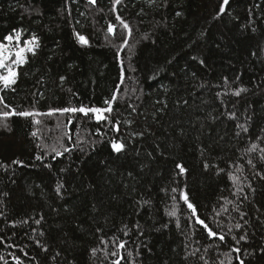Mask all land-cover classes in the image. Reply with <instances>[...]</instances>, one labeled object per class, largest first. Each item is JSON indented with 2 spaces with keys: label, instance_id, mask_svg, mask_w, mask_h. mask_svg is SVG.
Segmentation results:
<instances>
[{
  "label": "trees",
  "instance_id": "trees-1",
  "mask_svg": "<svg viewBox=\"0 0 264 264\" xmlns=\"http://www.w3.org/2000/svg\"><path fill=\"white\" fill-rule=\"evenodd\" d=\"M18 32L0 264H264V0H0Z\"/></svg>",
  "mask_w": 264,
  "mask_h": 264
},
{
  "label": "snow or ice",
  "instance_id": "snow-or-ice-1",
  "mask_svg": "<svg viewBox=\"0 0 264 264\" xmlns=\"http://www.w3.org/2000/svg\"><path fill=\"white\" fill-rule=\"evenodd\" d=\"M91 3H95L96 0H90ZM115 3L119 4L120 0H115ZM229 3V0H223V4L227 5ZM224 11V8H221V12ZM119 19V17H117ZM121 23H123V21H121ZM124 28L128 29L129 35L131 34V29L128 27L127 24H123ZM109 32H113V26H110L108 29ZM78 39L80 42L87 44L88 41L87 39L83 36L80 35L79 33H77ZM21 38V34L18 32L16 34L15 39L17 41H19ZM7 41L11 42L13 41V36L9 35L5 38ZM36 40L35 37H33L32 40L27 41V47H20L15 53L9 51L8 45L4 44V43H0V70H4L2 72H0V85H2L3 89H8L10 88L12 85H14L16 83V79H17V71L16 68H18L20 65H22L23 63H25V53L31 52V53H35V48L33 47V42ZM38 47V42L36 43V45ZM13 55L15 56V59L13 60L12 57ZM9 61H11V63H9ZM2 90V89H0ZM241 91H243V89H241ZM239 91L236 93V95H239ZM0 103H3V97L0 96ZM110 104V102H108ZM9 107L8 105L5 104V108ZM61 112H77L79 111L80 113H83L84 115H88L89 112L94 114V118L99 122V121H106L108 120V117L105 116V113H111L112 112V108L111 106L107 107V108H84V107H80L79 109L77 108H64L61 110H58ZM17 113L15 112V109H12L11 112L9 111H3L2 113H0V115H2L3 117H9L11 115H16ZM18 115L20 116H30L33 115L32 113L29 112H20L18 113ZM116 131L119 130V126L117 125L115 127ZM256 145H253V148H255ZM112 148L116 151V152H120L123 150L124 148V144L122 142L117 143L115 141L112 142ZM55 151V149H53ZM66 151L69 149H65ZM57 155H61L60 152L56 153ZM16 163H19V161H16ZM249 163H251V161H249ZM177 167L180 168L181 172H184L185 170L183 169L182 166L178 165ZM59 190V189H57ZM185 201H188V196L184 195L182 197ZM188 208L192 209V211L195 213L196 209L194 207L193 204L188 203L187 204ZM169 215H175V212L169 213ZM199 223L201 225L204 226L205 229L208 230V233L210 236L215 237L217 235L216 232L212 231L211 228L208 227V225L204 222V220H200L199 218H197ZM237 227H239V225H237ZM244 237H241V239H243ZM220 240L224 239L223 235L219 236ZM120 248L124 247V244L121 243L119 245ZM96 250L93 249V252H95ZM237 251H239L237 249ZM117 253H113V255H116ZM121 259H123V257L121 256ZM113 264H120V260H116L113 262ZM240 264H243V261H240Z\"/></svg>",
  "mask_w": 264,
  "mask_h": 264
},
{
  "label": "rangeland",
  "instance_id": "rangeland-1",
  "mask_svg": "<svg viewBox=\"0 0 264 264\" xmlns=\"http://www.w3.org/2000/svg\"><path fill=\"white\" fill-rule=\"evenodd\" d=\"M114 29V27H113ZM115 31V29H114ZM114 31L112 33H114ZM16 36H13V41L9 42V41H6L4 44L8 45V48H9V51L15 53L20 47H27V42L26 43H23L21 40L17 41L15 39ZM35 45H36V42L34 41L33 42V47L35 48ZM28 53H25V60H26V55ZM12 59L14 60L15 59V56L13 55ZM9 63H11V61H9ZM4 71V70H2ZM0 117H3L2 115H0Z\"/></svg>",
  "mask_w": 264,
  "mask_h": 264
}]
</instances>
